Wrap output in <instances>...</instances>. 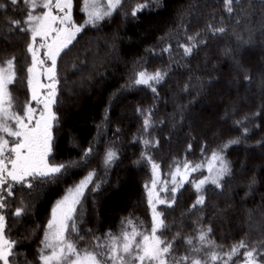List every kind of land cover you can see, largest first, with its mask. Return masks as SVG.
<instances>
[{
  "label": "trees",
  "instance_id": "1",
  "mask_svg": "<svg viewBox=\"0 0 264 264\" xmlns=\"http://www.w3.org/2000/svg\"><path fill=\"white\" fill-rule=\"evenodd\" d=\"M0 3L5 4L0 9V62L16 58L17 80L10 89L22 114L29 100L30 34L10 31L9 25L23 20L26 9L24 0ZM139 5L144 7L133 16ZM81 8L82 0H73V20L79 25L85 21ZM209 25L225 31L213 34ZM189 37H195V47L185 55L180 45L189 46ZM142 71L165 74L153 84L155 92L134 83ZM57 80L50 159L68 168L58 184L17 185L13 196L4 193L6 207L0 212L6 217L5 237L15 245L13 264H40L52 208L90 172L95 176L89 187L99 189L86 192L78 212L84 237L76 241L80 247L91 246L93 237L118 232L129 217L150 231L145 185L152 174L142 154L160 165L163 180H170L174 163L209 162L212 152L230 140L239 143L223 149L231 171L222 187L205 185V204L190 211L197 197L192 181L206 172L192 173L174 205L158 207L168 226L162 234L171 240L180 233L175 247L180 255L186 237L209 227L218 251L245 240L249 248L264 252V0H233L231 14L224 0H122L111 16L85 26L61 53ZM145 139L152 143L145 146ZM109 149L117 159L105 167ZM164 197L170 200L171 193ZM18 207L24 209L19 217L14 215Z\"/></svg>",
  "mask_w": 264,
  "mask_h": 264
},
{
  "label": "snow or ice",
  "instance_id": "2",
  "mask_svg": "<svg viewBox=\"0 0 264 264\" xmlns=\"http://www.w3.org/2000/svg\"><path fill=\"white\" fill-rule=\"evenodd\" d=\"M11 5H16L18 0H9ZM26 14L23 20L15 19L10 22L11 30L30 34L26 51L31 57L27 65V86L30 100L26 101L22 114L14 106L10 86L17 80L16 58L0 62V209L6 207L4 193L11 197L18 185L20 188L33 189L39 184H58L67 171L68 165L53 163L50 159L53 151V127L57 117L52 111L57 97V58L76 39L78 33L87 25L95 26L99 21L111 16L122 4V0H82L81 11L86 19L83 25L74 22L72 16L73 0H24ZM233 0H224L226 11L231 14ZM144 6L139 5L132 11L136 16ZM5 8L0 3V9ZM37 9L43 11L36 14ZM213 34L223 33L224 28L209 25ZM37 38H39V43ZM189 46L180 45L185 55H190L195 43V37L188 38ZM41 49H44L43 58ZM167 51V49H165ZM50 61V65L46 63ZM41 75L49 81L41 82ZM165 74L139 72L134 83L152 88L154 83L164 79ZM47 88L46 95L40 89ZM43 97V98H42ZM42 105V109L33 107V103ZM142 112V109H138ZM150 126V113L144 120V130ZM11 138V139H9ZM148 146L150 140H143ZM238 140H230L220 150H214L207 165L208 175L202 179L192 181L197 193L195 202L190 211L205 204L204 186L212 184L221 188V181L230 174V167L223 156V149ZM154 146V145H153ZM191 148V145L189 146ZM91 149L85 153L87 157ZM151 165V188L145 185L148 205L152 213L150 231L142 230V225L136 223L131 217L121 221L118 232H106L102 236L93 237V244L89 247H80L77 239H84L80 235L78 226V212L82 206L87 191L99 189L89 186L94 182V172L69 188L65 195L59 199L51 211V218L45 227L42 248L39 252L40 264H233L235 258L241 256L239 264H264V252L256 248H249L248 241L241 240L233 244L227 251H218L220 248L210 238L211 228L206 230L197 228L195 236L184 239L186 250L180 255L175 252L176 239L171 240L163 236L167 224L164 213L157 209V205L172 207L176 201L178 190L188 183V177L201 169V164H192L185 161L183 164L176 162L172 171L167 175L171 179L161 180L160 165L151 157L142 154ZM117 153L109 149L104 156L105 167L110 166ZM35 182V183H34ZM157 185H162L157 188ZM171 185V187H169ZM171 193V199L161 197L160 193ZM24 209L16 208L15 216L22 215ZM6 217L0 212V264H13L14 242L5 238ZM75 235V238H74Z\"/></svg>",
  "mask_w": 264,
  "mask_h": 264
},
{
  "label": "rangeland",
  "instance_id": "3",
  "mask_svg": "<svg viewBox=\"0 0 264 264\" xmlns=\"http://www.w3.org/2000/svg\"><path fill=\"white\" fill-rule=\"evenodd\" d=\"M24 6H25V3H24ZM26 9V8H25ZM43 10L42 9H37L36 10V14H39L40 12H42ZM85 15V14H84ZM72 16H73V14H72ZM85 19H86V16H85ZM84 23H85V21H84ZM83 23V24H84ZM79 25V24H78ZM37 40H38V43H39V38H37ZM43 52H44V49H41V57L43 58ZM31 58V57H30ZM58 59V58H57ZM46 63L47 64H49L50 65V61H46ZM143 72V71H142ZM146 73H148V72H146ZM40 79H41V82L43 83V84H48L49 83V81L47 80V79H45L44 77H43V75H41V77H40ZM161 82V81H160ZM159 82V83H160ZM159 83H154V84H159ZM142 86H145V85H142ZM29 91V90H28ZM47 91H48V89L47 88H43V89H40V92L41 93H44L45 95H46V93H47ZM30 92H29V100H30ZM43 98V97H42ZM33 103V107H36V108H38V109H42V105H36L35 104V102H32ZM52 111H53V106H52ZM9 139H11V138H9ZM199 164H201L202 165V167H201V171H205L206 172V174L204 175V176H202L200 179H202L203 177H205V176H207L209 173H208V171H207V165H208V162L206 161L205 163H199ZM159 173H160V171H159ZM151 174H152V169H151ZM160 176H161V173H160ZM153 178V177H152ZM152 178H151V181L149 182V184H148V187L149 188H151V182H152ZM161 180H163L162 179V177H161ZM160 186H162V185H157V188H159ZM73 187V186H72ZM169 187H171V186H169ZM71 188V187H70ZM170 193V192H169ZM165 194H167V193H160V196L161 197H164V195ZM146 196H147V192H146ZM147 202H148V196H147ZM149 206V205H148ZM160 205H157V209H158V207H159ZM149 211H150V216L152 217V213H151V209L149 208ZM51 218V217H50ZM151 221H152V218H151ZM44 235H45V233H44ZM6 238V237H5ZM7 239V238H6ZM44 239V238H43ZM243 249L241 250V253H243ZM240 260H242V254H241V258H240ZM239 260V261H240ZM239 261L237 262V264H239Z\"/></svg>",
  "mask_w": 264,
  "mask_h": 264
}]
</instances>
